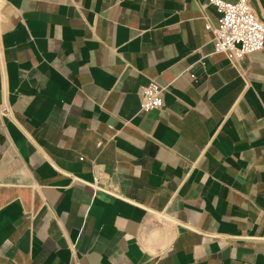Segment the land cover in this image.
Returning <instances> with one entry per match:
<instances>
[{"label": "crops", "instance_id": "obj_1", "mask_svg": "<svg viewBox=\"0 0 264 264\" xmlns=\"http://www.w3.org/2000/svg\"><path fill=\"white\" fill-rule=\"evenodd\" d=\"M209 1L0 0V264H264V48Z\"/></svg>", "mask_w": 264, "mask_h": 264}, {"label": "built area", "instance_id": "obj_2", "mask_svg": "<svg viewBox=\"0 0 264 264\" xmlns=\"http://www.w3.org/2000/svg\"><path fill=\"white\" fill-rule=\"evenodd\" d=\"M209 5L219 15L216 25H206V30L213 34V53L225 55L235 65L245 57L263 50L264 20L257 12L254 0H238L236 3L210 0ZM191 79L197 80L195 75H191ZM165 92L166 89L156 82L142 87L140 111L146 113L161 109Z\"/></svg>", "mask_w": 264, "mask_h": 264}]
</instances>
